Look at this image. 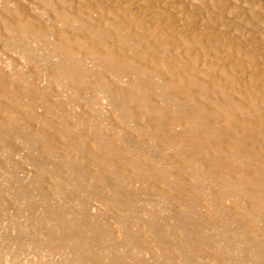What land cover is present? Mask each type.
Listing matches in <instances>:
<instances>
[{"label": "rangeland", "instance_id": "obj_1", "mask_svg": "<svg viewBox=\"0 0 264 264\" xmlns=\"http://www.w3.org/2000/svg\"><path fill=\"white\" fill-rule=\"evenodd\" d=\"M8 1L13 10L21 7L27 9L31 26L28 32L18 30L15 33L17 36L6 34L1 24L3 0H0V65L2 64L7 72L12 71L14 74L18 72L19 75L21 72L24 78H29L26 80L31 85L36 86L37 84L40 88L50 89L53 103L62 105L59 110L60 115L66 116V120L71 121V125H74L75 129H86L99 136L102 134L100 137L104 143L109 142L111 138L113 140L130 135V139L144 146L151 154H159L161 162L163 159L167 160L166 158L170 157V153L173 151L172 149L163 151L160 148V143H157L158 141L142 138V134L137 131L139 126L134 123L130 113L126 112L125 114L121 111L122 109L116 110V107L112 105L111 98L103 87L107 80L115 81L118 76L112 72L104 71V75L108 78L104 81L105 76L97 75L104 70L105 66L96 63L93 54L98 49H95L97 47L94 42L91 43L94 40L93 37H100L104 34L110 38L114 37V40L108 45L109 49L118 47L117 50L120 52L129 51L131 47L129 50L126 49L127 43L130 42L131 37H135L134 44H140H137L138 46L135 44L136 48L134 49L139 53L143 48V42L146 41L150 45L149 48H152L159 58H161L160 55L163 58L165 51H170L169 53L173 55L181 53L180 57L186 61L188 71L191 72L195 68L196 70L194 69L192 72L195 71L194 74L198 75H193V78L201 80L204 87L209 85L213 91L223 88L225 92L227 91L225 94L228 93L235 97L236 103L241 104L244 111L251 115L255 113L256 107L257 110L264 111V0H51V4H47L46 0ZM73 7L74 11H77L74 16L77 19L73 17V25L68 26L65 21L66 15ZM59 14L62 17H59ZM81 16L83 18L80 19ZM83 20H87V22ZM159 25H162L163 28ZM83 26L85 29L80 28ZM71 27L80 30L72 38L73 41H78L75 47H79L75 50V53L78 52L77 55L75 54L76 58L80 62L83 60L81 67L88 75L90 72L89 76L80 81L84 88L81 91L74 90V87L71 86L73 83H70L67 77L62 78L50 73L51 66H57L60 63L61 57L55 50L56 44L60 41V33L69 35L71 31L73 32ZM86 28L89 30L87 31ZM144 29L147 30L144 31ZM156 29H159L157 34L154 31ZM160 31L164 33H160ZM146 32L151 35H146ZM81 34H85V37ZM136 35L143 36L144 39L141 37L140 39ZM170 36H173L174 39ZM14 37L27 42V46L22 45L15 48L13 46ZM76 37L77 39H75ZM85 38L87 43L84 41ZM161 39L166 40L162 41ZM172 39L173 43H171ZM224 40L227 41L224 42ZM156 42L157 44H155ZM158 42L161 45L158 46L159 49L156 46L159 45ZM167 43L170 44L167 45ZM151 44H154L155 49ZM159 50L163 52L160 53ZM23 51L25 52L23 53ZM178 62V64H184L181 60ZM160 63L159 61V65ZM99 66L102 68L100 69ZM157 67H159L158 64ZM178 67L177 70L183 73L182 70L185 68L183 69L180 65ZM130 73L128 77L121 78L119 82L122 85L127 83L130 77L132 78L133 70ZM14 74L11 75L14 76ZM212 75L214 77H211ZM253 75H255L253 77L255 79L251 81ZM216 77L218 78L216 79ZM154 78L161 85L165 81L164 77L159 78L157 75ZM180 86L184 92L188 91L186 95L178 96L179 100L189 102L188 98H192V96L197 97L201 102L204 101V98L207 99L204 88L199 85L192 88L194 91H189V88L186 90L183 84ZM201 88L204 92H200ZM160 92V98L163 97L162 100L166 102L174 101L177 94V91L173 90L174 93L176 92L174 94L172 89ZM190 92L193 95H188ZM41 101L37 106L36 115L39 118L36 116L38 120L34 129H41V127L43 129L44 127L42 122L45 118V105ZM63 105H66V108ZM206 111L213 115H210L212 119L216 118L219 119L220 124L224 123V119L219 118L212 108H206ZM21 113L24 117H19L22 122L18 124L9 122L10 114L8 119H5L6 128L10 127L11 131H17V136L5 135L0 138V264H239L240 262L257 264L256 259L248 256L245 248L237 243L238 237L235 230L239 225L235 224L234 218L240 216V211L234 208L233 204L237 199L229 197L227 192L225 193L222 189L223 187L215 188L211 178L201 181L192 179L193 173L190 167L183 169L184 175L177 176V173L174 172L175 163L170 160L171 158H168L166 164L170 166L173 174H176L174 175L176 184L181 188H179V195L173 192H168V194L165 186L156 187L151 184L146 185V183L144 185L138 183L140 185L137 189L133 187L134 189L124 193L127 190L125 186H129L127 184L120 188L123 194L119 196V200L123 201L125 209L118 215L114 208L108 207L104 203V198L110 196L101 185V179L94 178L92 173L81 171L77 166H71V172L77 173L79 176H90V178L82 179V176L77 181L70 180L72 177L66 167L74 160L85 163L88 168L90 167L91 170H89L94 171V175L96 174L97 162L90 161L91 159L86 157V155L93 154L95 148L88 145L91 148L87 147L85 152L79 153V159L65 156V151V153L72 152L75 147L67 136L68 132L65 133L62 130L64 135L66 134L65 137L61 135L62 138L53 135V131L59 135L58 130L68 126L67 124L59 126V124L57 125L58 121L52 124L48 123L47 126L50 127L48 130H51L48 134L52 133L51 136L54 137L43 135L45 131L42 130L37 139L31 137V140H28L30 138L28 136L26 140L25 132L27 131L25 130H28V126L24 121L29 114L25 116L27 113ZM30 114L35 116L32 112ZM138 115L141 116L140 113ZM69 121L67 122L69 123ZM182 126L184 127L183 124L177 123L173 125L172 129L181 133L185 130ZM45 136L49 139H46ZM51 139H53L52 142ZM25 141L35 143L32 151H29V146ZM43 141L47 143L49 141L52 148L56 146L57 153L55 149L49 150L53 155L51 152L48 155V150L43 152L41 147ZM5 143L8 144V148H5ZM223 144L219 148L227 149L228 155H232L233 150L231 151L227 147L226 142ZM114 146L117 151L122 149L119 143ZM259 151L257 152L262 154ZM59 155L65 158L63 157V159L61 156L59 158ZM251 163L253 162L246 163L243 169L254 173ZM54 167H58L57 170L61 175L69 177L65 180V185H62V190L52 189L54 183H52L50 173L54 171ZM107 178L111 184L117 182L111 174ZM193 183L200 185L195 188L191 186ZM41 184L42 187L46 185L45 191L41 189ZM78 184L82 186L81 189H78ZM178 199L184 201L185 208H189L185 209L170 202ZM173 213L177 215L187 213L190 217L189 223L196 225L198 237L197 240L192 237L191 240L194 241L192 246L184 244L179 233L173 231L165 223V218ZM117 217L118 219L128 217L132 222L130 228L128 229L123 223L118 222ZM61 218L65 219L62 221L63 223H60ZM73 218L78 221L84 220L93 226L86 227L85 234L78 235L77 232H81L83 226L78 227V222H73ZM140 220H144L151 229L156 228L157 232L163 233V237L141 233L142 230L138 226ZM225 227L232 229L228 239H226L223 230ZM93 229L96 231L101 229L100 234H102H98V237L95 238L91 237Z\"/></svg>", "mask_w": 264, "mask_h": 264}, {"label": "bare ground", "instance_id": "obj_2", "mask_svg": "<svg viewBox=\"0 0 264 264\" xmlns=\"http://www.w3.org/2000/svg\"><path fill=\"white\" fill-rule=\"evenodd\" d=\"M46 1H47L46 2L47 4H51L52 2L51 0H46ZM1 10L3 13L1 17V24L6 34L16 35L15 33H17L18 30L27 31V32L29 31L30 26H31V21L28 16L27 9L25 7H21L20 9L13 10L10 7L9 1L3 0ZM76 13L77 11H74V7L70 8V11L67 13L68 15H66V20L64 19L65 21H67L68 26L73 25L72 20H73V17L76 16ZM80 13L81 12L79 11L78 14L80 15ZM59 17H62L61 14H59ZM81 18L83 17L81 16L80 19ZM84 22H87V20ZM102 24L104 26V23ZM160 26L163 28L162 25H159V27ZM80 28L85 29V26L80 27ZM71 29L73 30V32L71 31L72 34L70 33L69 30H68L70 33L69 35L66 33L67 31L65 32L66 34L60 33L61 36H65V37L60 36V41L58 44H56L57 46L55 50L58 52L61 59H60L59 65L51 66L50 73L55 74L59 77L61 76L62 78L67 77L69 82L73 83L71 84L72 88L74 87V90L81 91L84 88H82L80 81H83L85 77L89 76L90 72L88 75V73L84 71V68L81 67L83 65L82 64L83 60L80 62L76 58L77 57L76 55L78 52L75 53V50L78 49L79 47L78 48H75V47L77 45L76 42L78 41H73L72 38L75 34H78L80 30L78 29L75 30V28L73 27H71ZM145 30L147 29H144V31ZM158 30L159 29L154 30L156 34ZM112 31H115V30H112ZM161 32L163 31H160V33ZM164 32L167 33V31L165 30ZM146 35H149V34L146 32ZM170 35L172 34L170 33ZM81 36L85 37V34L84 35L81 34ZM154 36H155V33H154ZM140 37L141 36H139V38ZM78 38H79V35H78ZM134 38L131 37L129 39L130 42L127 43L126 49L129 50L130 47L131 49L127 52L125 51L120 52L119 50H117L118 47L117 48L111 47V49H109L110 47H108V45H110L111 41L114 40V37L110 38V36L107 37L104 34L103 36H100V37H93L94 40L91 38L93 40L91 43L93 44L94 42V44L97 45V46L95 45V47L97 48L95 47L94 48L98 49L97 51H94L95 53L93 54L94 58L97 61L96 63H99L105 66L104 70L102 72L99 70L100 72L97 75L105 76L106 79H104V81L108 79L106 75H104L106 71L112 72L118 76V79H116L115 81L113 80L110 81V79L107 80V83L103 87L104 89H106V92L109 95V98H111V102L113 103L112 105L116 107V110L122 109L121 111L125 112V114L126 112L130 113V117L134 119V123H136V125L138 124L139 126L137 127V131H139L142 134V138L144 139L148 138L150 140L158 141L157 143H160L159 144L161 146L160 148H162L163 151L167 149L173 150L170 153V157H167L166 155L167 157L166 159L168 160V158L169 159L171 158L170 160L174 161L175 163L174 172L177 173V176L184 175L183 169L190 167L191 172L193 173L192 179L201 181V180H206L208 178H211V181L214 182L213 186L215 188L223 187L222 189L225 191V193L227 192L229 197H233V199H237V201H234L233 203L235 206L234 208L240 211V216H238L237 218L236 217L234 218V220H236L235 224L239 225L237 226L235 230V234H237V237H238L237 243L240 246L242 245L243 246L242 248H245L248 256L256 259L255 262H257V264H264V111L262 112L260 109L257 110V107H256L254 109L255 113L251 115L248 112L244 111V107L241 104L239 105L238 103H236L234 99L235 97L229 95L228 93L225 94L227 91L225 92L222 87H221L222 89L219 91L218 89L213 91L212 90L213 88L211 89L209 85H205L204 87L202 85L203 83H201V80L193 78V75L195 76L198 75V74H194L196 73L195 71L192 72L195 68L194 69L192 68L193 70L191 72L188 71V65L186 61H183L180 57L181 53L180 54L176 53V55H173L169 53L170 51L169 52L165 51L164 52L165 55L163 56L164 59L162 58L161 55H160L161 58H159V55L154 53L155 51H153L152 48L151 49L149 48L150 47V45H148L149 43L148 44L146 43L148 41L143 42V45H142L143 48L140 49L141 53H139V51L138 50L136 51L134 48H136V46H138L140 43L139 44L137 43L138 45L135 43L136 44L135 46ZM163 38H166V37H163ZM170 38H173V36H170ZM75 39H77V37ZM173 39L171 43H173L174 41ZM13 41H12L13 46L15 48L18 46H22V45L27 46L26 44L27 42H25L24 40L20 38L14 37ZM84 41L85 43H87L86 38ZM226 41L224 40V42ZM155 44H157V42ZM168 44L170 43H167V45ZM156 46H157V49H159L158 46H161V45L159 44ZM172 46H175V45H172ZM154 47L155 46H153V49H155ZM161 50H159L160 53L163 52V51L161 52ZM24 52L25 51H23V53ZM180 60L184 64H178L179 63L178 61ZM159 61L161 62L160 65H159ZM130 63L131 65L129 66ZM157 64L159 67H157ZM179 65L183 67V69L185 68L184 70H182L183 73L177 70V67ZM149 67L151 71L150 69H148ZM99 68L101 69L102 67L99 66ZM210 68H214V67H210ZM132 70H133L132 78L130 77L127 80V83L122 85L119 81L124 76L128 77V75L131 74L130 71ZM211 70L212 69H210V71ZM11 72L12 71L7 72V69H5V67H3L2 64L0 65V138L5 137V135L11 136V137L17 136V131H14V130L11 131L10 127L6 128L7 124L5 125L6 123L5 119L10 114L12 119L10 118V121L9 120L7 121L13 122V124H18L19 122H22L19 120V117L20 118L24 117L21 113L23 112V114L27 113L25 114V116L29 114L28 117L24 121L26 126H28V130H25L27 131L25 132L26 140L28 136L30 137L28 138V140L29 139L31 140V137H34L33 139H37V137L40 136L42 130L45 131L43 135L51 136L53 133V135H57V137L60 136L62 138L61 135H64V132L62 130H64L65 133L68 132L67 136L70 142L72 141L74 143L73 144L71 142V144L75 147V150H73L72 152L68 151L67 149L68 153H65L66 152L65 151L64 155L66 154L65 156L67 157L72 156L75 159L77 158L79 159V153L85 152V149L87 147L90 149L91 148L90 146L92 145L95 148V152L92 150L94 153L92 152L93 154L86 155V157L91 159L90 161L97 162L98 166L95 170L96 174L94 175L93 174L94 171L91 172L90 167L88 168V166H86L85 163L83 164V162L81 163V161L78 162L74 160L70 163L68 162L70 165H67L68 167H66L70 171V177H72V179L70 180L77 181L81 179V177L83 176L81 175L83 173H81L80 174L81 176H79L77 175V173L71 172V169H72L71 166H77L81 171L92 173L94 178L98 177L99 179H101L100 181L101 185L103 186V188H105V191L110 196V197L104 198V203L108 205V207L110 206L114 208V210L117 211L118 215L120 211H123V209H125L123 201L119 200V196L123 194V191L120 188L124 187V185H127V184L129 186H125L127 190L124 193H127L130 190L134 189L133 187L137 189L138 185L140 184L144 185V183H146V185L151 184L152 186H156V187L165 186L164 188L166 189L167 193L173 192L176 194L178 193L179 195L180 187L178 186V184H176V181L174 178V175L176 174H173V171L170 168V166L166 164L167 160L163 159L161 162V159H159V156H160L159 154H158L159 156L155 154L154 152H153L154 154H151L149 151L145 149L144 146H142L141 144L135 143L132 139H130L129 138L130 135L123 137V138L122 137L118 139L115 138L116 140L115 139L112 140L111 138L109 142L104 143V141L101 140V137H100L102 135L101 133H100L101 135L99 136L98 134H93V133L88 132L86 129H82V128L75 129L76 127L74 128V125H71L72 122L69 121L68 119L66 120L65 118L66 116L65 117L61 116L62 114L60 115L59 110H61L62 105L59 106L58 105L59 103L58 104H55L56 102L53 103V100H52L53 97H52V93L50 89L49 90L43 89L44 87L40 88L39 86H37V84L36 86L31 85L28 81L29 78H26V77L24 78L21 72H20L21 75H19L18 72H16L15 74ZM11 74H14V76ZM156 75L159 76V78L164 77L165 81H163L162 85L159 84V82L157 83V81L155 80L154 76ZM108 77L110 76L108 75ZM211 77H214V76L212 75ZM253 77H255V75L252 76L251 81L255 79ZM217 78L218 77H216V79ZM180 84H183L184 87H186V90L187 88H189V91L193 90L192 88L197 85H199V87H203L205 92L203 91V88H201L202 90L200 92H204V94H206L207 96L206 97L207 99L205 100L204 98V101L201 102V101H198L197 97L192 96V98L191 97L188 98L189 102L184 101V100H179L178 96H184L186 95V92L188 91L187 90L184 92ZM216 84L215 86H218ZM166 89L167 90L172 89V92L173 90L177 91V94L176 92L175 93L173 92L174 94H176V98H174V101L166 102L165 100H162L163 97L160 98L161 97L159 96L161 94L160 91H164ZM188 95H193V93L190 92ZM41 100L43 101V104L45 105L44 106L45 107V118L43 119V122H42L44 127L43 129L42 127L41 129L40 128L34 129L33 127L39 118L36 115L37 106ZM64 107L66 108V105ZM206 108L208 109L212 108L213 112L217 114L219 118L224 119L223 120L224 123L220 124L219 119L218 120L216 118L212 119L210 117L211 114L208 113L209 111H206ZM30 112H32L35 116L31 115ZM137 112L138 114L140 113L141 116H139ZM219 114H222L224 116H220ZM57 121H58L57 125L59 124V126H61L60 124L62 125L67 124L68 126L66 127L64 126L65 127L64 129H61V130L59 129L58 130L59 135L55 131H53L51 135H49L48 132L50 129L48 130V128L50 127H47L48 123L52 124ZM67 121H69V123ZM177 123L184 125V127L183 126L182 127L185 130L183 131L181 130L182 131L181 133L180 131L177 132L172 129L173 125H176ZM240 129L241 131L239 132ZM51 137H54V136H51ZM221 138L223 139L222 141H221ZM46 139H49V138H46ZM52 140L53 139H51V142ZM25 142L29 146V151H32V148L35 145V143L32 144L30 141H25ZM223 142L227 143V147H229L231 151L233 150L234 153L232 155H228L227 149L219 148L220 146L222 147L224 145ZM114 143L115 144L119 143V145L122 146V149H120V151L115 150L116 147L114 146L115 145ZM41 145H42L41 147L43 149V152H45L46 150L48 151L53 150L56 147L55 146L54 148H52V146L49 145V141L48 143L46 141H43ZM4 146L5 148H8V144L5 143ZM57 151L55 149L56 153ZM257 151L262 152V154H259ZM50 152L51 151L47 152L48 155L50 154ZM51 155H53L52 152H51ZM54 156L57 157V155H54ZM60 156L61 155H59V158ZM63 157L61 156V158ZM250 161L253 162L251 163V165L253 164L252 171H254V173L253 172L250 173L249 171H247L248 169H243V166H246V163ZM250 167L252 169V166ZM57 169L58 167H54L53 168L54 171L50 173L51 174L50 177L52 178V183H54L52 186V189L62 190V187H63L62 185H65L64 184L65 180H67V178L69 177L66 178L67 175H61ZM109 174L115 177L117 181L116 183L111 184L109 182L108 180L109 178H107ZM84 178H90V176H83L82 179ZM45 179L43 180L45 181ZM197 184L198 185H196V183H193L191 184V186L197 188L200 185L199 183ZM78 186H79L78 189L82 188L80 184H78ZM40 187L41 189L45 191L46 185L42 187V184H41ZM115 201H116V205H115ZM170 202H173L177 204L178 206H182L183 208H185V206L183 205L184 203L183 200L178 199V200H174ZM208 203L211 204L210 201H208ZM188 208H185V209H188ZM190 209H192V207H190ZM61 216H62V213H61ZM189 218L190 217L187 213H181L178 215L176 213H173L168 218H165L166 221L165 219H162V221H165V223L169 226V228H172L173 231L179 233V235L182 237L184 244H188V246H190L191 244L193 245L194 241L191 240L192 237L196 238L194 240H197V237H198V233L196 231L198 229H196V225H194L193 223H189L188 221ZM60 220H61L60 223L63 220L65 221L64 218H61ZM72 221L78 222V224L76 223L78 227L83 226V228H81L83 231L80 230L81 232H77L78 235H80V233H82V235L85 234L86 227L93 226L92 224H88V222L84 220L78 221L77 219L73 218ZM119 221L120 223H123V225L127 226L128 229L130 228V225L132 223L131 221H129L128 217H125V219L119 218L118 222ZM138 226L142 230L141 233L144 232L145 234H151V235H154L160 238L163 237L162 236L163 233L157 232V230H155L156 228L151 229L147 225V223H145L144 220L138 221ZM100 230L98 229L96 231L95 229H93V233H91L90 236L93 238H95L96 236L98 237V234H100L101 232ZM223 230H224V233L226 234L225 236L226 239L230 238L229 237L230 232H231L230 230L232 229H230L229 227H225ZM166 234L168 233L166 232ZM164 241L168 243L166 240ZM161 242L163 244V241ZM188 246L186 245V247ZM239 264H243V262H240Z\"/></svg>", "mask_w": 264, "mask_h": 264}]
</instances>
